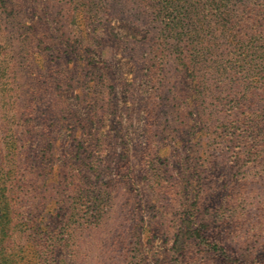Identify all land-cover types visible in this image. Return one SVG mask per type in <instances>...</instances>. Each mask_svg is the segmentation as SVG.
Listing matches in <instances>:
<instances>
[{
	"label": "rangeland",
	"instance_id": "1",
	"mask_svg": "<svg viewBox=\"0 0 264 264\" xmlns=\"http://www.w3.org/2000/svg\"><path fill=\"white\" fill-rule=\"evenodd\" d=\"M115 2H121L119 13L106 14L104 30L90 46L64 30L65 0H0V33L14 31L16 37L25 33L16 32L19 26L36 23L48 30L39 51L50 69L36 84L44 101L25 116L34 121L28 134L30 179L50 185L33 194V203L47 217L63 218L71 169L101 188L102 210L74 225L78 255L67 256L69 264H234L222 255V240L232 261L256 255L263 261L264 160L236 162L233 147L222 140L230 106L222 77L201 70L204 83L216 85L215 96L203 101L205 121L192 122L191 129L173 121L168 105L189 94L190 78L172 63L166 90L147 99L148 78L135 54L151 62L156 27L132 20L129 0ZM3 44L0 39V143L13 145L14 119L8 117L15 105L2 83L12 84L1 66L13 53L4 55ZM255 91L264 103V86ZM228 203L242 213L223 223L222 205ZM189 228L193 233L187 235Z\"/></svg>",
	"mask_w": 264,
	"mask_h": 264
},
{
	"label": "trees",
	"instance_id": "2",
	"mask_svg": "<svg viewBox=\"0 0 264 264\" xmlns=\"http://www.w3.org/2000/svg\"><path fill=\"white\" fill-rule=\"evenodd\" d=\"M65 1L64 30H70L76 41L90 46L98 42L106 14L109 11L118 14V7L122 6L115 0ZM129 1L133 4L130 9L132 20L156 27L153 44L149 46L151 62H144L143 55L135 54L140 65H144V74L148 78L147 99L157 97L160 89L166 90L170 78H173L168 72L172 63L184 68L181 70L185 79L190 78L187 85L190 92L183 100H178L175 95L177 100L169 103L168 114L173 121L179 120L182 126L191 129L192 122L206 119L203 101L215 96L213 87L216 85L204 83L201 70L217 73L222 77V94L230 102L228 117L222 122V140L233 147L236 162L243 157L256 163L263 161L264 103L255 90L264 86V0ZM115 3L119 5L115 6ZM44 12L49 14L47 8ZM19 29L25 33L16 37L11 36L14 31L7 33L3 29L0 33L4 43L1 52L6 56L13 53L10 62L7 64L5 58L1 65L4 73H8L5 79H10L12 84L11 87L4 81L3 91L15 105L9 109L8 117V121L14 119L11 125L14 126L15 142L8 145L3 139L0 143V264H69L67 256L75 258L78 255V229L74 225H81L99 213L104 195L101 188L89 183V178L81 179L76 170L71 169L65 176L69 187L65 190L67 197L61 201L63 218L55 221L42 214L40 206L33 203V194L50 185H35L30 179L28 152L33 146L28 134L34 121L25 116L32 111L35 113V107L42 106L44 101L38 86L48 77L50 66L39 47L48 37V30L44 23L19 26L16 32ZM9 39L15 42V50ZM147 105L151 103L147 102ZM4 123L6 128L10 126L8 122ZM146 162L153 161L148 158ZM90 175L94 177L93 173ZM227 205L230 208L222 205V222L232 218L238 220L242 210L231 203ZM181 206L186 208L185 204ZM43 222H46L44 227ZM191 233L189 228L187 235ZM223 243L222 240V255L232 263L264 264L258 255L250 260L232 261Z\"/></svg>",
	"mask_w": 264,
	"mask_h": 264
}]
</instances>
